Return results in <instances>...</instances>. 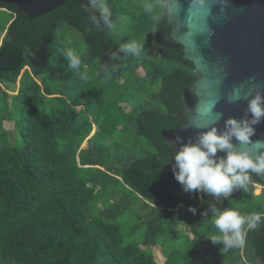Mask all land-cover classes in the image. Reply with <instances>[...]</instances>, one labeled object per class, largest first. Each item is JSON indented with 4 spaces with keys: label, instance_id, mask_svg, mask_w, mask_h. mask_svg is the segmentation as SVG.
Here are the masks:
<instances>
[{
    "label": "trees",
    "instance_id": "trees-1",
    "mask_svg": "<svg viewBox=\"0 0 264 264\" xmlns=\"http://www.w3.org/2000/svg\"><path fill=\"white\" fill-rule=\"evenodd\" d=\"M121 1L109 31L90 23L86 0L34 20L0 0V264H264V223L224 254L206 238L218 234L213 205L264 211V176L216 199L162 175L163 131L186 124L182 93L197 75L166 40L167 9L157 19ZM68 40L88 81L67 68ZM133 40L144 49L125 56Z\"/></svg>",
    "mask_w": 264,
    "mask_h": 264
},
{
    "label": "water",
    "instance_id": "water-1",
    "mask_svg": "<svg viewBox=\"0 0 264 264\" xmlns=\"http://www.w3.org/2000/svg\"><path fill=\"white\" fill-rule=\"evenodd\" d=\"M32 20L45 16L66 0H7ZM167 21L172 32L167 41L182 47L194 66L196 81L183 90V116L179 129L163 131L172 154L162 175L175 180L172 165L181 144L196 142L198 134L215 126L220 131L230 118L251 119L248 100L264 94V0H168ZM239 93L240 99L233 100ZM213 109V111H212ZM253 141L264 140V120L255 126ZM181 137L176 142L175 137ZM238 150L255 155L253 145Z\"/></svg>",
    "mask_w": 264,
    "mask_h": 264
},
{
    "label": "clouds",
    "instance_id": "clouds-1",
    "mask_svg": "<svg viewBox=\"0 0 264 264\" xmlns=\"http://www.w3.org/2000/svg\"><path fill=\"white\" fill-rule=\"evenodd\" d=\"M142 7L149 14L154 13L157 8L171 10L168 0H143ZM83 11L88 14L90 23L98 29L112 31L116 26L108 0H86ZM71 45L72 41L68 40L62 50L67 68L81 81H88V65L83 62L81 52ZM143 49L144 44L135 40L119 45V51L125 56L138 57ZM25 55L30 56L33 53L25 49ZM112 59L119 57L113 53ZM240 98L238 92L233 96L234 101ZM247 111L251 119L230 118L225 122L223 131L212 126L209 130L200 132L195 143L189 141L187 144H181L174 156L172 169L175 180L185 193L203 192L216 199H228L237 190L247 193L249 185L254 183L253 174L264 176V140L251 139L256 134L255 126L264 120V94L257 92L248 100ZM234 139L240 145H253L256 154L253 155L248 150H238L237 144L233 143ZM175 140L179 143L182 138L177 136ZM169 144L172 146L171 142ZM218 153L224 155L218 156ZM189 211L195 214L196 209L190 207ZM211 211L212 223L218 234H211L206 238L214 245H223L222 254L242 248L247 232L256 230L264 223V211L242 214L234 207L219 210L214 205Z\"/></svg>",
    "mask_w": 264,
    "mask_h": 264
},
{
    "label": "rangeland",
    "instance_id": "rangeland-1",
    "mask_svg": "<svg viewBox=\"0 0 264 264\" xmlns=\"http://www.w3.org/2000/svg\"><path fill=\"white\" fill-rule=\"evenodd\" d=\"M109 2H110V8L111 9H114V10H116L117 8L119 9L120 8V5H122V4H124V6H121L122 7V9L126 12L127 10L125 9V2L123 1H121V0H109ZM122 2V3H121ZM139 5H138V7H142V3H143V0H139ZM143 8V7H142ZM163 10L162 9H159V8H157L156 10H155V12L154 13H151V15H152V17H155V18H157V16L158 17H160L161 16V12H162ZM115 12V11H114ZM125 22H126V20H123V23H121V24H119V28L120 29H122V27H124L125 26ZM144 70L143 69H140V73H141V75L143 76L144 75ZM13 92H15V90H12ZM16 93H13V95H15ZM7 128L8 129H11L12 127L10 126V125H7ZM256 191H257V193L256 194H261L262 192H263V189L261 188V190L259 189V188H257L256 189ZM221 203V202H220ZM154 251L155 252H157V250L156 249H154ZM157 260V259H156ZM163 262V260H162V257L161 256H159V263H162Z\"/></svg>",
    "mask_w": 264,
    "mask_h": 264
},
{
    "label": "crops",
    "instance_id": "crops-1",
    "mask_svg": "<svg viewBox=\"0 0 264 264\" xmlns=\"http://www.w3.org/2000/svg\"><path fill=\"white\" fill-rule=\"evenodd\" d=\"M261 188H263V187H261Z\"/></svg>",
    "mask_w": 264,
    "mask_h": 264
},
{
    "label": "snow or ice",
    "instance_id": "snow-or-ice-1",
    "mask_svg": "<svg viewBox=\"0 0 264 264\" xmlns=\"http://www.w3.org/2000/svg\"><path fill=\"white\" fill-rule=\"evenodd\" d=\"M212 111H213V109H212Z\"/></svg>",
    "mask_w": 264,
    "mask_h": 264
}]
</instances>
